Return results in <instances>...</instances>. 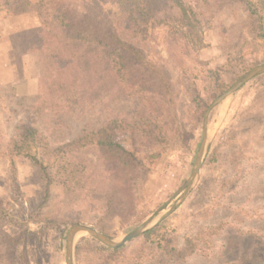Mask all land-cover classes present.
<instances>
[{"label":"rangeland","instance_id":"374dc122","mask_svg":"<svg viewBox=\"0 0 264 264\" xmlns=\"http://www.w3.org/2000/svg\"><path fill=\"white\" fill-rule=\"evenodd\" d=\"M183 2L195 8L199 0ZM221 21L227 23L224 15L203 27V43L197 56L206 60L207 66L194 68L196 78L173 72L182 103H191L198 92L209 106L240 75L264 61L263 40L248 39L231 51L229 40L221 32ZM36 25L38 20L32 11L0 14V153L18 138L17 128L22 124L45 130L41 125L46 115L31 107L36 99L41 58L38 53L23 54L12 46L16 32ZM148 30L167 57L164 29L152 26ZM62 60L70 73L85 70L84 62L72 60L67 50L62 52ZM134 104L122 96L92 105L65 102L58 114L69 127L70 138H74L83 129L102 125L110 116L124 118ZM187 109V120L175 125L165 145L136 147L128 135L118 133V140L146 171V175L133 181L136 202L130 212L105 213L100 201L92 207L80 201L73 204L66 199L64 187L57 184L35 215L37 221L28 223L27 231L24 223L28 213L40 202L41 178L31 160L22 154L12 155V161L0 156V201L14 216L0 219V255H7L8 264H66L65 238L71 225H90L120 239L174 204L181 194L178 190L189 177L202 137V120L197 124L191 119L193 108ZM207 123L211 143L197 183L147 239L141 235L121 246L120 257L113 264H130L137 251L145 255L146 247L154 246L164 235L175 236L181 243L185 233L195 234L199 229L221 225L224 228L212 236V256L198 253L183 264H218L236 258L240 263L231 264H258L264 259V73L211 108ZM30 152L38 153V149L31 145ZM74 155L78 156L76 168L84 171V176L90 174L95 157L85 149ZM87 235L79 233L75 245ZM95 246L96 242L87 241L77 254L74 246V264H100Z\"/></svg>","mask_w":264,"mask_h":264},{"label":"trees","instance_id":"16d2710c","mask_svg":"<svg viewBox=\"0 0 264 264\" xmlns=\"http://www.w3.org/2000/svg\"><path fill=\"white\" fill-rule=\"evenodd\" d=\"M196 5L189 8L183 0H0V14L32 11L38 20V25L16 32L12 46L23 54L38 53L41 58L31 107L46 115L41 125L45 130L22 124L17 128L18 138L0 153L10 161L14 154L27 157L41 178L40 202L28 213L24 223L27 231L28 223L37 221L35 215L57 184L64 187L66 199L73 204L80 201L92 207L100 201L105 213L120 214L134 207L133 181L146 171L118 140V133L128 135L135 146L153 148L165 145L175 125L187 120V108H193L191 119L200 124L208 103L198 92L191 103H182L173 72L192 79L196 78L194 68L207 66V61L197 56L205 25L224 15L227 23L221 21L220 27L231 51L248 39L264 41V0H199ZM152 26L164 29L167 57L149 33ZM65 50L72 60L84 62L82 73L69 72L62 60ZM120 96L135 101L124 118L110 116L102 125L83 129L70 138L69 127L58 114L65 102L92 105ZM31 145L38 153L30 152ZM81 149L95 157L87 176L75 164L78 156L74 154ZM5 216L13 215L0 201V219ZM222 228L185 233L181 243L175 236L164 235L154 246L146 247L145 255L137 251L130 264H183L198 253L211 257L212 236ZM156 229L142 237L147 239ZM87 241L97 243L100 264L118 261L122 247L107 246L91 235L77 242L75 254ZM6 257L0 255V264L10 263ZM226 263L240 261L218 262ZM258 264H264V259Z\"/></svg>","mask_w":264,"mask_h":264},{"label":"water","instance_id":"95a60500","mask_svg":"<svg viewBox=\"0 0 264 264\" xmlns=\"http://www.w3.org/2000/svg\"><path fill=\"white\" fill-rule=\"evenodd\" d=\"M264 73V61L251 67L247 71H245L242 75H240L224 92H222L219 96H217L213 101L209 104L206 110L203 113L201 129H202V137L198 147V151L196 154V158L194 164L192 166L189 177L185 181V183L178 190L180 192V196L176 200L174 204L170 207L158 212L155 216H152L145 220L143 223L135 227L133 230L125 234L120 239H115L110 235L104 234L101 231L95 229L94 227L86 224H73L68 229L65 238V261L66 264H74V246L75 240L79 233H86L88 235L93 236L103 244L110 247H121L127 242L133 240L134 238L143 235L145 232L152 230L156 225H158L166 216L172 213L184 200L187 194L192 190V188L197 183L200 170L202 168L204 158L208 152L211 137H210V129L208 128V114L211 108L221 104L227 97L232 95L235 91H237L242 85H244L247 81L254 78L255 76Z\"/></svg>","mask_w":264,"mask_h":264}]
</instances>
